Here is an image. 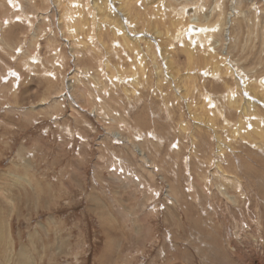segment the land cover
<instances>
[{
  "label": "rangeland",
  "instance_id": "374dc122",
  "mask_svg": "<svg viewBox=\"0 0 264 264\" xmlns=\"http://www.w3.org/2000/svg\"><path fill=\"white\" fill-rule=\"evenodd\" d=\"M199 2L202 23L218 3L234 17L212 61L158 26L146 82L120 83L135 58L106 53L112 37L83 53L56 0H0V264H264V0Z\"/></svg>",
  "mask_w": 264,
  "mask_h": 264
},
{
  "label": "bare ground",
  "instance_id": "6f19581e",
  "mask_svg": "<svg viewBox=\"0 0 264 264\" xmlns=\"http://www.w3.org/2000/svg\"><path fill=\"white\" fill-rule=\"evenodd\" d=\"M32 1H33V4H34V0H32ZM89 1L90 0H56L57 6L60 8V10H62V13H63V16H64V18H60L61 19V28L65 29V33H67L70 36H73V41L82 44L83 47L81 49H82L83 53L88 52V49H87V44L88 43H93L94 41H98V42H100L103 45L102 37H100V36H103V35H107L109 37H112V39H107L106 47H104L106 53H113V51L115 49H118V48H120V49H122L124 51L131 52L134 55L135 62H133L132 65L129 67V69H127V70H130V73H125L126 71L123 70L121 72H117L116 73L118 75V77H113L116 74L115 75L114 74L110 75V76H112L111 79L114 80V81H115L114 78H117V80L121 79L120 83H123L124 80L127 81V78L129 79V77H127V74L131 77V81H137V77H138L137 72L140 75H142V78H144L143 82H146L147 78H146L145 65L147 66V64H146V62H147L146 56L147 55H145V53H143V50L141 48V46H142L141 42H143V40H144L146 49L151 50L150 46H149V41L152 40L151 39L152 37L155 38L154 36H156L157 40H159L160 37H161L160 35L163 34L162 31H161L162 28L166 32L165 36L167 37V40H168L169 37H171V40H176V41L181 42V44H183V43L186 44V46L189 49H187V51H185V49H184V53L187 52V53H185V55L187 56V58H188V60L190 62L195 63L197 58H201L202 57L203 59L200 61V63H201V62H203L204 59L207 61L208 57L210 59V56L214 57V55H215V53H213V48H215L214 45H217V43L219 42V41L215 42L217 40L211 41V40L214 39L215 30L217 32H221L222 30L224 31V33L228 32L229 26L231 25V21L234 18L232 16L233 18L231 19V15L232 14H228L227 13L229 15V17L226 16L227 14H225V12L221 9L220 4L218 3L217 5H214L213 10H212L213 12L214 11L215 12L218 11L220 13V16L217 17V20L214 23H212V24H210L211 23L210 21H206L208 23H202L201 22V18H199V16H198L199 15V8L196 5H194V2H199V0H185L184 4L187 5V6L183 5L181 9H179V8L175 9L174 7H176V6L171 4V2L170 3L167 2L166 0H91V5H89L90 4ZM85 2L87 3V6L84 5ZM65 4H68V9L67 10L65 9ZM198 5H200V2H199ZM202 6H204V5L202 4ZM149 8L150 9L154 8L153 10H151L152 14L150 12L146 11V9L148 10ZM203 10H205V9H203ZM161 11L162 12L164 11L165 14L166 13L167 14L168 13H172L170 15L171 17L166 20L165 18H166L167 15L162 13V14H164V16H160L159 12H161ZM210 14L213 15L214 13H210ZM224 15H225V17H224ZM129 16H131L130 17L131 20H134V21H138L137 16L139 17V24L138 25L142 26V28L140 30L137 29V32H139V31L142 32L144 30L145 33H143V35L140 34V33L139 34L130 33L129 25H128V17ZM7 17H9V16H7ZM8 20H10V19L8 18ZM7 23H8V21H7ZM158 26H160V27L162 26L161 29ZM146 33L150 34L152 37H150V35L148 36V34H146ZM168 42H170V41H168ZM153 43H154V41H153ZM157 44H160V43H157ZM76 45H78V44H76ZM189 45H191L192 48ZM123 54L124 53L122 52L119 57L123 56ZM151 55H152V59H153L152 61H155V59L153 58V56L155 57V53H153ZM162 55L164 56V59L166 61L169 59L168 54L162 53ZM206 56H208V57L206 58ZM128 58L131 59L130 57H128ZM126 59H127V57H126ZM221 59L223 60V62L220 61V60H219V62H217V59L213 61L214 62V67H213V71L212 72L214 74V77H218L217 75L219 73V68L220 67H224L227 70L229 68V65H230L229 64V60L226 61L225 57H221ZM122 60H123V58H122ZM145 60H146V62H145ZM210 60L212 61V59H210ZM130 62H131V60H130ZM212 63H211V65H212ZM97 66H100V65H97ZM229 69H230L229 71L231 72V68H229ZM204 72L202 74H206ZM191 75H192V73H191ZM88 76H89V74H88ZM189 76H190V74H189ZM262 76H264V75H262ZM262 76L260 77V79L258 78L259 80H258V83H257L259 92L261 91L260 89H262L264 91V77L262 78ZM94 77H98L97 73H96V76H94ZM219 79H220V77H219ZM117 80L115 82H117ZM243 80L244 79H242L241 83L243 82ZM98 81L99 80H97V82ZM109 81H111V80H109ZM118 84H119V82H118ZM242 84L244 86V87H242V89H246V88L251 89L250 90L251 93L253 95H257V93H258L257 86L254 87V89H252V88H249V87H251V86H249V83H242ZM100 86H101V84H100ZM121 86H124V85H121ZM126 87H127V85H126ZM180 87H182V86H180ZM132 88H135V87H132ZM127 89H128V87H127ZM127 89H124V92L127 93ZM192 89L193 88L191 87V91H192ZM130 91H131V89H130ZM177 91H179V90L177 89ZM181 91H182V89H181ZM85 92H86V90H85ZM187 93L188 92H186L185 94H187ZM182 94L183 93L179 92V94H177L176 97L185 99L186 103H187L186 105L190 108L191 104H190L189 101H187L188 98L186 96L185 97L182 96ZM209 96L210 95L205 94L203 97H204V99L207 98L208 101H210L213 98H211L209 100V98H210ZM84 97H85V95H84ZM257 98L259 99V94H258ZM237 100L238 99L236 97H233V95H232L230 97V100H229L228 103L231 105V107H235L236 109H238L240 106L238 105ZM242 101H243L242 107H241L242 109L241 108L240 109L242 111H245V112H247L249 109H251V105H254V106L257 105L256 102H254V101H257V100H254L251 97H249L248 99H243ZM210 102H212V101H210ZM214 102H215V100H214ZM257 102H259V101H257ZM208 107H209V104H208ZM206 108L207 107H205V109ZM211 108H213V107H211ZM191 109L193 110V108H191ZM193 117H194V114H193ZM199 117H200V115H199ZM208 117H206V118H208ZM201 120L202 119H200V121ZM200 121H198V122H200ZM261 121L263 122L261 124L264 125V118H262ZM258 122H259V120H258ZM203 123H204V121H203ZM200 124H199V126H200ZM197 126H198V124H197ZM210 126H212V125H210ZM185 128H183V129H185ZM255 129H253V131ZM261 131H263V130H261ZM250 133H251V131H250ZM259 134L261 136L263 135L262 132L259 133ZM233 135H236V134H233ZM217 147H218L217 150L219 151V152H217V155H221L220 157H222L223 156V152H224V147L220 146V143L217 145Z\"/></svg>",
  "mask_w": 264,
  "mask_h": 264
}]
</instances>
